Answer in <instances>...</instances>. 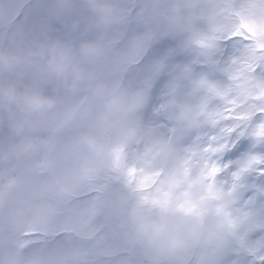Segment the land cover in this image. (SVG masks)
Masks as SVG:
<instances>
[{"label": "rangeland", "instance_id": "rangeland-1", "mask_svg": "<svg viewBox=\"0 0 264 264\" xmlns=\"http://www.w3.org/2000/svg\"><path fill=\"white\" fill-rule=\"evenodd\" d=\"M262 47L264 0H0V264H220L259 186L237 206L184 141L264 107Z\"/></svg>", "mask_w": 264, "mask_h": 264}, {"label": "snow or ice", "instance_id": "snow-or-ice-1", "mask_svg": "<svg viewBox=\"0 0 264 264\" xmlns=\"http://www.w3.org/2000/svg\"><path fill=\"white\" fill-rule=\"evenodd\" d=\"M253 31L246 25L241 26L239 35L233 34L223 40L221 59L235 66L240 53L230 46L235 41L253 43ZM238 47V46H237ZM264 51V47L261 48ZM253 72L264 77V65L256 66ZM229 80L230 77L225 76ZM193 153L192 163L204 167L212 179L230 193L237 206L245 209L251 204V198L257 193L253 186H259L257 202L264 205V107H261L250 122L245 117L229 110L223 133L217 137H188L184 141ZM130 185L137 191L151 194L142 181L136 179V170L128 172ZM152 203H162L153 200ZM220 264H264V224L257 225L246 232L244 242L234 246L220 261Z\"/></svg>", "mask_w": 264, "mask_h": 264}, {"label": "trees", "instance_id": "trees-1", "mask_svg": "<svg viewBox=\"0 0 264 264\" xmlns=\"http://www.w3.org/2000/svg\"><path fill=\"white\" fill-rule=\"evenodd\" d=\"M53 16H54V15H53ZM57 21H58V20H57ZM60 21H61V20H60ZM60 21H58V22H60ZM61 22H62V21H61ZM203 50H204V49H203ZM203 50H201V51H203ZM0 59L2 60L3 63L5 62L3 56H1ZM11 70H12L11 68H6V70H4L2 73L6 74V75H9L10 72H11ZM1 78H4V75H2ZM162 79H163V78L161 77V78L159 79V81H162ZM149 110H150V109H149ZM25 115L28 117V116H29V113H26ZM19 118H21V116H20V117L16 116V120H18ZM16 123H17V121H16ZM143 128H145V126H144ZM136 130H137V127H136ZM141 132H144V130H142V128H141ZM143 140H144V143H145V142H146L145 134H144V138H143ZM166 151H167V149L163 148V149H162V153H161V155H160L159 157L162 158V157H163V154H164V156L167 155Z\"/></svg>", "mask_w": 264, "mask_h": 264}, {"label": "clouds", "instance_id": "clouds-1", "mask_svg": "<svg viewBox=\"0 0 264 264\" xmlns=\"http://www.w3.org/2000/svg\"><path fill=\"white\" fill-rule=\"evenodd\" d=\"M45 103H47V102L44 101V100H40V99H37V100H36V104H37V106H42V105L45 104Z\"/></svg>", "mask_w": 264, "mask_h": 264}]
</instances>
